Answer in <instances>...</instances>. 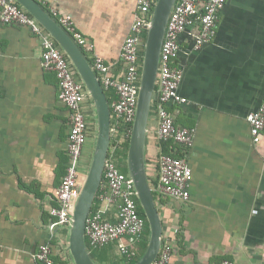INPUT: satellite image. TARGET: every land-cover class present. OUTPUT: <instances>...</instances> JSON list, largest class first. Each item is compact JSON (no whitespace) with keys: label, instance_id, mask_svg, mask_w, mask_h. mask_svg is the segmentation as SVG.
I'll list each match as a JSON object with an SVG mask.
<instances>
[{"label":"crops","instance_id":"0c3cea01","mask_svg":"<svg viewBox=\"0 0 264 264\" xmlns=\"http://www.w3.org/2000/svg\"><path fill=\"white\" fill-rule=\"evenodd\" d=\"M35 1L50 15V7L70 15L93 45L82 49L90 63L97 54L114 77L122 76L119 54L137 0ZM196 34L188 27L179 35L178 92L187 102L167 105L176 125L193 129L191 146H178L192 172L188 199L156 196L162 243L172 247L167 264H264V129L254 141L247 121L264 90V0H226L213 38L195 48ZM41 51L28 26L0 22V264H38L34 255L44 244L58 264H68V227H51L49 213L68 165V108ZM104 91L110 106L115 90ZM83 105L89 133L78 163L81 182L95 138L88 96ZM155 128L148 132L146 163L157 178ZM97 208L116 220L117 205L98 200ZM118 243L90 247L94 261L125 264Z\"/></svg>","mask_w":264,"mask_h":264},{"label":"built area","instance_id":"2783aa9c","mask_svg":"<svg viewBox=\"0 0 264 264\" xmlns=\"http://www.w3.org/2000/svg\"><path fill=\"white\" fill-rule=\"evenodd\" d=\"M156 0H137L134 20L125 37L119 59L123 65L120 78L111 74V67L94 54L91 66L98 75L103 89L113 88L115 99L110 104V145L104 162L102 181L96 192V199L107 205H117L116 220L106 219L99 208L88 213L84 232L88 247L101 248L112 241H119L118 251L129 261L138 254V244L144 237L145 220L139 215L134 184L127 172L120 170L115 151L129 139L135 117L141 71V47L152 8ZM226 0H176L164 31L160 48L156 90L152 111L156 116V144L171 140L180 147L192 144L193 129L175 124L168 104H184L187 99L178 92L182 69L176 61L179 51V35L188 27H195L194 47L199 48L210 41L216 30L219 11ZM51 15L60 26L81 47L91 51L93 45L78 31L70 15L59 14L50 7ZM0 22L28 26L41 39L43 66L52 70L57 78L58 98L68 108L69 131L67 136L68 165L57 188L56 204L49 213L54 218L51 227L67 226L71 211L81 188L78 163L89 133V122L84 109L87 97L83 83L66 53L51 34L15 0H0ZM151 111V112H152ZM251 137L254 141L264 129V90L258 108L247 115ZM158 176L151 187L157 195L186 200L189 197L191 168L182 157L158 154ZM123 238L131 242L125 243ZM130 244H134L130 246ZM172 247L162 243L157 257L151 264H167ZM38 264H58L53 259L51 246L41 245L35 253ZM220 264H232L223 259Z\"/></svg>","mask_w":264,"mask_h":264},{"label":"water","instance_id":"95a60500","mask_svg":"<svg viewBox=\"0 0 264 264\" xmlns=\"http://www.w3.org/2000/svg\"><path fill=\"white\" fill-rule=\"evenodd\" d=\"M54 38L71 60L94 109V148L88 170L70 215L66 260L68 264H97L90 254L84 232L102 181L104 162L110 145L111 110L95 70L81 47L35 0H15ZM176 0H156L145 32L135 117L126 152V169L133 181L137 201L148 223L146 248L133 264H151L162 245V223L155 201L146 163L148 120L151 116L159 66L160 48L169 14Z\"/></svg>","mask_w":264,"mask_h":264},{"label":"trees","instance_id":"16d2710c","mask_svg":"<svg viewBox=\"0 0 264 264\" xmlns=\"http://www.w3.org/2000/svg\"><path fill=\"white\" fill-rule=\"evenodd\" d=\"M144 37H145V34L143 35V43H144ZM143 43H142V47H141V59H142V50H143ZM128 140L127 139L122 146L118 147L115 151V158L117 160V163H118V166L120 168L121 171L123 172H127V169H126V152H127V147H128ZM179 145L176 144V143H173L171 140L169 141H162L159 143V147H160V150H159V153L158 154H171L173 156H177V157H182V153L179 151ZM149 181H150V184H151V187L154 186V183H156V180L157 178L153 177L152 175L149 174ZM153 192V195H154V198H155V201H156V194L154 191ZM97 205H98V200L96 199V197L94 198L93 200V204H92V207H91V210H95L97 208ZM137 209H138V213L140 216H142L145 220V231H144V240H143V244L141 245L139 251H138V254L135 258L127 261L125 264H133L134 262H136L138 260V258L142 255V253L144 252L145 248H146V245H147V240H148V233H149V228H148V223L146 221V218H145V215L137 201ZM89 248V251L91 250L90 247ZM90 254L91 256L93 257L91 251H90ZM62 262L60 264H65L64 260H61Z\"/></svg>","mask_w":264,"mask_h":264},{"label":"rangeland","instance_id":"374dc122","mask_svg":"<svg viewBox=\"0 0 264 264\" xmlns=\"http://www.w3.org/2000/svg\"><path fill=\"white\" fill-rule=\"evenodd\" d=\"M156 123V120H155V117L153 115V111L151 112V116L149 117V120H148V128H149V132L151 133L153 131V127ZM152 135V134H151ZM150 135V136H151ZM85 177V176H84ZM84 177L82 178V182L84 180ZM117 254L120 256V253L119 251H117Z\"/></svg>","mask_w":264,"mask_h":264}]
</instances>
